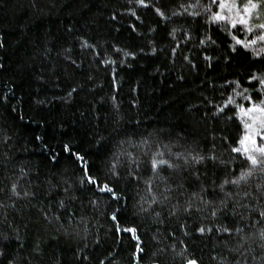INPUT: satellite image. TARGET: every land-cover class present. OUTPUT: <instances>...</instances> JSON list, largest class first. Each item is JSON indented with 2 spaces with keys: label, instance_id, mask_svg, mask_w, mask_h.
Wrapping results in <instances>:
<instances>
[{
  "label": "trees",
  "instance_id": "16d2710c",
  "mask_svg": "<svg viewBox=\"0 0 264 264\" xmlns=\"http://www.w3.org/2000/svg\"><path fill=\"white\" fill-rule=\"evenodd\" d=\"M195 2L159 0L155 6L164 8L171 17L160 21L151 9L137 7L134 0L132 4L128 0H0V188L4 189L0 203L5 205L0 208V264H100L110 252L115 255L113 264H130L134 242L128 238L120 242L108 220L107 214L117 207L123 209L120 219L124 225L140 228L145 249L141 264H182L177 255L182 249L185 256L196 258L200 264H220L223 258L235 264L240 258L239 253L229 251L235 247V240L226 234L214 231L201 236L194 231L200 222L234 227L231 217L213 221L211 209L201 213L193 209L191 217L181 209L170 216L177 203L176 193L165 204H153L148 213L133 215L141 196L151 198L144 181L152 178V191L162 198L164 185L158 177L153 178L149 163L157 144L192 155L212 154L215 144V164L210 160L202 164L190 161L186 171L182 167L188 191L179 199L181 206L192 191H199L201 182L210 187L215 181L217 197L222 198L218 185L226 176L231 179L229 170L234 168L238 175L248 167L247 163L228 164L233 157L237 161L240 157L228 151V145L220 139L227 136L235 145L243 132L239 119H227L234 117V111L227 110L213 117L215 108L208 101L222 104L227 99L232 88H220L226 80L239 79L242 87H250L249 74L264 72V62H253L251 53L246 54L239 46L226 62L231 39L219 26L206 24V15L195 20L186 15L171 16L172 11L181 10V4ZM131 8L136 9L142 23L130 15ZM113 14L115 20L111 19ZM131 24L136 25L135 32ZM152 28L156 30L150 31ZM173 28L177 29L175 40L169 34ZM206 32L216 44H199ZM186 33L191 40H185ZM236 34L244 38L242 32ZM84 41L95 47H82ZM177 42L180 48L172 55ZM124 51L136 53L135 58L125 57ZM206 55L212 57L211 68L204 59ZM107 59L116 63H101ZM73 88L76 91L69 96ZM114 95L118 109L113 108ZM259 98L264 97L253 93V100ZM236 99L247 106V102ZM38 136L41 139H36ZM144 138L152 143L149 155H143L139 147L120 143H139ZM64 144H69L72 152L85 154L93 174L101 179L114 154L131 152L138 158L141 163L136 168L126 155H119L120 179L115 186L127 197L126 208L124 201L113 203L106 195H96L87 188L79 191L74 187L65 194L63 181L72 183L80 173L74 157L63 151ZM161 150L165 152L163 158L168 159L167 149ZM53 153H59L55 162L50 159ZM219 160L226 163L221 165ZM21 168L26 176L21 177ZM129 170L140 177L139 182L129 177ZM193 171L201 173L200 181L192 178ZM160 175L171 176L173 187L180 179L166 168ZM13 182L18 183L19 198H10ZM256 183H264L259 171L248 184L242 183L238 189L226 185L225 191H247ZM25 191L35 193V197H24ZM73 196L75 199H71ZM206 198H213L211 191ZM93 199L101 201L99 208L90 205ZM61 200L67 211L59 209ZM196 206L198 201L194 202ZM43 211L61 214L60 222H49ZM156 212L161 214L159 219ZM69 214L71 220L67 219ZM182 224H187L189 235L184 234ZM158 249L165 251L160 254ZM254 254L259 257L264 252L256 248ZM83 256L89 259H77ZM248 264L259 262L249 256Z\"/></svg>",
  "mask_w": 264,
  "mask_h": 264
},
{
  "label": "snow or ice",
  "instance_id": "6c2138e0",
  "mask_svg": "<svg viewBox=\"0 0 264 264\" xmlns=\"http://www.w3.org/2000/svg\"><path fill=\"white\" fill-rule=\"evenodd\" d=\"M128 2L129 4H132L133 0H128ZM134 2L139 8L151 9L160 21H169L171 19V17L166 14L164 8L155 6L159 0H134ZM180 9V11H172L171 16L186 15L195 20L197 17L206 15V24L219 26L220 30L231 39V43L228 44L230 52L225 56L226 62H230V56L237 52L238 46L243 49L246 54L251 53L253 62H256L257 60L264 62V0H242V2L241 0H208L207 4H202L201 0H196L195 3H188L187 5L181 4ZM128 11L132 17H135L137 21L142 23L141 17L137 15L135 8H131ZM116 18V14H113L111 17L112 20H115ZM130 27L132 31H136L135 24H131ZM155 30V28L150 29V31ZM176 31L177 29L173 28L171 33H169L174 40ZM237 32H242L244 38L240 39L236 34ZM191 38L190 34H185L186 41L191 40ZM199 44L201 46L206 44L214 45L216 44V41L212 38L210 33L206 32L203 37L199 39ZM0 47H3L2 42H0ZM82 47L94 48L95 46L89 45L87 41H84ZM179 48L180 44L177 42L176 47L171 49L172 55H176ZM114 51L121 52L123 50L120 48H114ZM141 51H143V49H141ZM155 52L156 48L153 47L152 53L154 54ZM123 54L125 57L130 56L133 59L136 56V53L134 52L124 51ZM183 58L186 61H189V64H191L193 68L196 67L195 64L191 63L188 56H184ZM204 59L209 61L208 67L211 68L212 57L206 55L204 56ZM73 63L75 62L73 61ZM101 63L115 64L116 61L107 59L102 60ZM121 63H124V61H121ZM2 67L3 64H0V68ZM113 73V83L115 84V69H113ZM89 79H91V77H89ZM180 79H183V77H180ZM247 83L250 87H242L239 79L226 80L223 85H220V88L224 89L226 86L232 88V92L227 96V99L224 100L222 104H213L211 100L208 101V104L215 108V111L212 112L213 117H219L221 114H224L226 110L234 111V117L229 116L227 119H239L240 125H242L243 128V132L239 136V139L235 141V145L229 142L227 136H220V139L228 145L227 150L231 153L238 154L240 157L239 161L233 157V159L227 163L237 164V166L240 163L248 164V167L242 169L238 175L234 168L229 170L227 175L231 176V179L226 176L223 182L218 185L220 193L223 194L222 198L217 197V186L215 185V181H213V184L210 187H206L201 182L199 191H192L185 199L183 206L179 203L180 197L188 191V188L185 187V178L181 174L182 167L186 171L190 161L192 164H202L206 160H210L215 164L218 160V157L214 154L215 144H213L212 147V154L209 155H200L199 153L192 155L191 152H172L171 147L168 145L161 146L160 144H157V150L151 152L149 163L153 178L158 177L160 183L164 185L162 188V198H158L156 194L153 193L152 178L144 181L151 198L148 199L147 197L141 196L140 200L134 206L133 215L139 216L140 214L148 213L149 210L152 209L153 204H165L173 198L172 194L176 193L177 203L173 205L172 210L169 212L170 216L176 215L181 209L188 217H191L193 209L197 213H201L205 209H211L210 216L213 221L221 217L224 219L231 217V223L235 225L234 227L225 224H205L200 222L199 226L194 228V231L198 232L201 236L215 231L217 233L226 234L230 240H235V247L229 249L230 252L239 253L240 258L236 260L235 264H248L249 256H251L253 261H258L259 264H264V255L257 257L254 254L256 248H259L264 252V183H256L254 186L250 185L249 190L247 191H237L235 193L225 191L226 185H231L238 189L242 183L248 184L249 179L253 177L257 171L264 176V98L253 100V93L257 94L259 97H264V72L260 74H249ZM75 91L76 88H73L68 95L71 96L72 92ZM223 95L224 92L222 91L221 96ZM237 97H239L241 101L247 102V106H245L244 103H238L236 99ZM112 100L113 108L118 109L119 106L115 103V95L112 97ZM204 115L207 117L208 112L206 111ZM36 139L39 140L41 137L38 136ZM212 139L215 140L216 137L213 136ZM100 143L101 141H97L98 145ZM120 143H128L130 147H139L143 149V155H149L152 147V143L148 138L142 139L139 143H133L131 140L120 141ZM161 147L167 149L169 156L168 159L163 158L165 152L161 150ZM63 151L74 157L80 173L72 180V183H69L67 180L63 181V184L66 185L63 189L66 195L72 191L74 187L75 190L79 191H83L87 188V190L94 192L96 195H106L108 200L113 203L119 204L121 201H124V208L127 207V197L124 195L123 191L118 190L115 186V182L120 179V172L118 171L119 155H126L131 163L134 164L136 168H139L141 162L133 155V153L121 152L114 154L113 161L109 162L106 166L107 170L105 172V178L101 179L99 176L93 174L90 162L86 159L85 154H81L78 151L72 152L69 144L63 145ZM58 155L59 153H53L50 159L55 162ZM173 159L178 162L173 163ZM179 161H182L183 163L181 164ZM225 163L224 160H219V164L224 165ZM165 168L170 170V172L177 173L180 177L179 182L175 184V187L169 182L172 179L171 176L165 177L160 175V172ZM20 173L21 177L27 175L23 168L20 169ZM128 175L139 182L140 177L135 175L133 171L129 170ZM191 176L195 181H200L201 173L193 171ZM188 184L189 186H192V181L189 180ZM17 188L18 183L13 182L9 189L10 198L20 197V192ZM210 191L213 198L207 199L206 197L209 195ZM0 192H4V189L0 188ZM23 195L24 197H35V193L29 191H25ZM71 199H75V197L73 196ZM197 201L199 202V206L194 208V202ZM89 203L94 209L101 206V201L96 199L90 200ZM58 204L59 209L67 211V206L63 200L59 201ZM145 204H147V207L144 206ZM3 207H5V205L0 203V208ZM50 208L51 205H49V209ZM122 211L123 209L121 207H117L107 214L108 220L112 225L111 230L120 242L125 238L134 242V251L131 253L130 264H141L145 249L143 246L144 242L141 240L140 228L135 224L124 225L120 219ZM42 214L49 222L55 221L59 223L61 220V214L58 213L49 214L48 211H43ZM160 215V212L155 213L157 219H159ZM67 219L71 220L72 215L69 214ZM241 224L244 226H240ZM187 227V224L181 225V229L184 230L185 235H189ZM85 231L87 230L85 229ZM170 235L174 236V233H170ZM253 245H255V248ZM38 247L39 246L37 245V248ZM172 248L175 249V245H172ZM164 251L165 249H158V253L160 254ZM184 252L185 249H182L177 253V255L182 258V264H200L196 258L185 256ZM0 255H3V253L0 252ZM156 255L157 253H153V256ZM77 259L87 261L89 257L83 256L82 258L77 257ZM105 260H108V264H113L115 255L110 252L108 256L105 257ZM105 260H101L100 264H105ZM220 264H228L227 259H221Z\"/></svg>",
  "mask_w": 264,
  "mask_h": 264
}]
</instances>
